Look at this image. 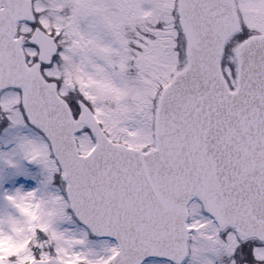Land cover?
I'll return each instance as SVG.
<instances>
[{
  "label": "water",
  "instance_id": "obj_1",
  "mask_svg": "<svg viewBox=\"0 0 264 264\" xmlns=\"http://www.w3.org/2000/svg\"><path fill=\"white\" fill-rule=\"evenodd\" d=\"M176 13L185 62L158 97L156 147L145 153L108 140L84 105L73 120L40 62L28 66L22 38H15L18 23L34 19L31 0H0V91L21 89L29 123L49 139L61 165L75 217L92 234L118 241L112 264H141L151 256L181 262L190 200L215 212L239 203L244 221L256 194L253 174L264 172V33L235 47L231 90L221 59L225 42L241 29L235 0H178ZM49 38L39 29L30 38L41 61L56 52ZM84 126L96 139L88 156L78 154L74 140ZM32 264L79 263L51 256Z\"/></svg>",
  "mask_w": 264,
  "mask_h": 264
},
{
  "label": "rangeland",
  "instance_id": "obj_2",
  "mask_svg": "<svg viewBox=\"0 0 264 264\" xmlns=\"http://www.w3.org/2000/svg\"><path fill=\"white\" fill-rule=\"evenodd\" d=\"M174 2L36 0L37 8L51 9L56 20L62 21V7L73 8L64 24L68 40L59 39L63 49L48 72L64 81L65 95L71 97L70 90H77L96 105V116L114 140L138 147L153 140L154 97L178 62V53L173 50ZM243 7L250 24L264 28V0H245ZM20 29L30 31L26 25ZM26 51L34 52L29 48ZM232 70L227 59L225 72L233 83ZM0 109L9 120L0 126V264H24L35 258L30 251L33 244L25 237L36 231L34 242L40 245L41 258L49 256L52 246L65 260L109 264L116 251L115 242L91 236L73 217L57 163L46 139L25 121L18 93L4 92ZM77 140L81 152L93 146L87 132L78 134ZM193 220L197 228L189 264H211L212 258L223 252L219 249L223 241H217L207 220L193 217L192 225ZM260 249L255 248L258 256L264 254ZM228 255L223 254L222 264L229 263ZM153 261L145 264H169Z\"/></svg>",
  "mask_w": 264,
  "mask_h": 264
},
{
  "label": "flooded vegetation",
  "instance_id": "obj_3",
  "mask_svg": "<svg viewBox=\"0 0 264 264\" xmlns=\"http://www.w3.org/2000/svg\"><path fill=\"white\" fill-rule=\"evenodd\" d=\"M244 1L245 0H240V3H241V5H242V7H243V5H244ZM248 21H249V24H250V20L248 19Z\"/></svg>",
  "mask_w": 264,
  "mask_h": 264
}]
</instances>
